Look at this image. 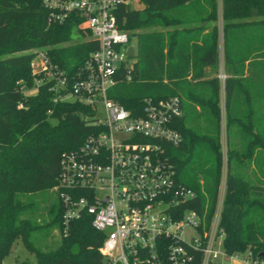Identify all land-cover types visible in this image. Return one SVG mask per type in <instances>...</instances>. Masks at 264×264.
<instances>
[{
    "label": "trees",
    "instance_id": "obj_1",
    "mask_svg": "<svg viewBox=\"0 0 264 264\" xmlns=\"http://www.w3.org/2000/svg\"><path fill=\"white\" fill-rule=\"evenodd\" d=\"M198 1L201 0H140L141 11L128 6L118 8L119 28L136 36L137 55L131 80L112 88L109 97L130 110L140 109L144 98L169 96H178L181 108H199L195 116L183 110L175 121L174 128L182 139L178 146L166 147V156L178 181L197 195L182 209L194 210L207 226L223 166L221 89L216 77L218 30L214 25L199 46L198 30L191 26L198 16L193 9ZM202 1L211 2V11L204 21L215 22L216 0ZM50 13L43 0H0V264L17 241L34 256L35 264H103L98 252L103 235L92 228L89 217L71 222L64 236L62 209L57 201L56 209L51 211L53 218L44 226L57 229L59 242L48 250L36 247L32 241L41 226L24 218L33 202L21 198L52 191L62 155L78 148L92 132L84 120L93 114L87 107L63 103L46 116L49 99L45 87L31 96H24L19 90L21 84L27 88L33 85V51L46 52L53 65L74 73L97 50L90 32L81 28L74 16L59 24L50 19ZM221 15L226 133L235 126L250 140L243 151H227L219 226L225 233L223 249L227 255L250 253L258 264H264V116L255 117L249 99L252 85L242 77L249 57L250 69H254L253 53L235 58L230 44L235 30L252 33L255 28L256 34L259 31L255 60L259 58V107L264 109V0H221ZM153 28L163 31L138 32ZM169 28L172 30L166 31ZM257 64L256 61V78ZM230 67L234 69L231 77L227 73ZM202 91L207 94L202 95ZM19 104H23L22 109H18ZM51 120L55 123L51 124ZM200 121L204 123L202 127L195 124ZM258 148L261 181L253 185L232 171L230 164L234 160H252ZM196 154L201 155L199 165L194 161ZM201 260L197 254L194 264H201Z\"/></svg>",
    "mask_w": 264,
    "mask_h": 264
},
{
    "label": "built area",
    "instance_id": "obj_2",
    "mask_svg": "<svg viewBox=\"0 0 264 264\" xmlns=\"http://www.w3.org/2000/svg\"><path fill=\"white\" fill-rule=\"evenodd\" d=\"M131 1L140 0H43L53 22L62 24L74 16L97 44L74 73L53 65L46 52L33 51V85L19 86L24 96L46 88V116L63 103H78L93 113L84 118L92 132L62 155L52 189L62 209V233L67 235L71 222L89 217L92 228L103 235L98 249L103 264H194L197 254L201 264H258L250 253L229 256L223 249V173L207 226L194 210L182 209L197 195L178 181L166 156V147H176L182 139L174 128L182 116L181 99L144 98L140 109L130 110L109 97L112 88L131 80L135 63L127 53L131 36L116 18L118 8ZM216 77L224 95L221 67ZM187 229L193 231L189 242Z\"/></svg>",
    "mask_w": 264,
    "mask_h": 264
},
{
    "label": "rangeland",
    "instance_id": "obj_3",
    "mask_svg": "<svg viewBox=\"0 0 264 264\" xmlns=\"http://www.w3.org/2000/svg\"><path fill=\"white\" fill-rule=\"evenodd\" d=\"M217 3V12H216V21H209L208 24L210 27L216 26L218 30V39L217 42L220 43V47H218L220 58H219V67L226 74V67L224 65L223 57H222V49H223V35H222V25L223 18L221 15V1L216 0ZM211 2L209 1H198L194 3V10L206 9L208 12L211 11ZM130 9L141 11L143 9V5L139 1H131ZM83 28V27H81ZM84 29V28H83ZM162 28H153L144 31L138 32H147V31H162ZM172 30L171 28L166 29V31ZM130 33V32H129ZM136 36L131 37V46L134 47L135 53L137 55V41ZM130 63L136 62V56L132 59H129ZM222 98H219V105H222V109L220 110V140L222 146V155H223V166L222 173L225 176L226 174V154L230 149H234L237 151H243L246 147V144L250 140L248 136L239 132L238 127L233 126L228 134L226 133V108L224 95L220 94ZM255 113V117L259 119V116H264V109L262 107L257 106L256 110L253 111ZM100 118V116H98ZM51 124H54L55 121L51 120ZM200 127L204 125L202 121L199 123L196 122ZM194 161L196 165L200 164L201 155L196 154L194 156ZM231 169L240 177L247 179L251 184L258 185L261 181L259 175V148L256 150L255 157L252 160L248 161L243 159L242 162H238L234 160L232 162ZM23 201L33 202V207L24 214V218L31 220L37 225L41 226V228L33 234L32 241L36 247H40L42 250L53 249L56 247L59 242V236L57 229L46 228L44 224L48 223L52 217L51 211L52 208L56 209V193L53 191H47L40 194H35L32 196H24L21 198ZM56 200V202H55ZM55 213V211H54ZM193 237L192 229L186 230L185 240L189 242ZM222 260V258L220 259ZM3 264H35L34 256L29 253L22 245L21 242L17 241L11 250V253L3 260ZM224 264H228L224 262Z\"/></svg>",
    "mask_w": 264,
    "mask_h": 264
},
{
    "label": "crops",
    "instance_id": "obj_4",
    "mask_svg": "<svg viewBox=\"0 0 264 264\" xmlns=\"http://www.w3.org/2000/svg\"><path fill=\"white\" fill-rule=\"evenodd\" d=\"M194 9V7H193ZM197 12V18L196 21L191 25L192 27H196L197 31V37H198V41H197V45L201 46L202 45V41L203 39L210 33L212 27H210V25L208 24V21H204L208 15V11L205 9H201V10H195ZM163 31V30H162ZM230 44L232 46V51H234V56L235 58H238L239 55H245L248 54L250 55L251 51H252V56L254 58L253 60V65H254V69H250V61H251V57H249V60L244 62V67H243V78H246L249 82V84L252 85V91L250 92L251 95L247 96L249 97V99H251L250 105H252L253 107V111L256 110V107L259 106V58L258 60H255L256 57V46L258 45V51H259V31L256 34V29L253 28L252 29V33L250 31H240V30H235L233 32ZM218 47H220V43H218ZM220 50V48H219ZM218 50V53H219ZM222 57H223V49H222ZM219 58H220V53H219ZM257 61V72H258V78H256V66L255 63ZM233 67L228 68V76H232L230 74H233ZM211 77V76H209ZM207 77V78H209ZM203 80V79H201ZM200 80V81H201ZM199 81V80H198ZM256 84H258V92H256ZM203 94H207L206 91H202L201 93ZM220 98H222L220 96ZM182 109V113L183 110L184 111H188L189 113L194 114H198L199 113V108L198 107H193V106H185L183 105ZM195 116V115H194ZM56 202V200H55Z\"/></svg>",
    "mask_w": 264,
    "mask_h": 264
},
{
    "label": "water",
    "instance_id": "obj_5",
    "mask_svg": "<svg viewBox=\"0 0 264 264\" xmlns=\"http://www.w3.org/2000/svg\"><path fill=\"white\" fill-rule=\"evenodd\" d=\"M127 53H128V56L130 58H133L134 57V49H133V47H129Z\"/></svg>",
    "mask_w": 264,
    "mask_h": 264
}]
</instances>
